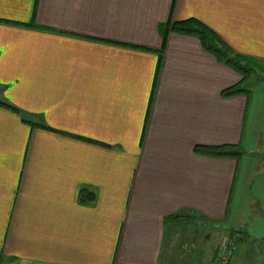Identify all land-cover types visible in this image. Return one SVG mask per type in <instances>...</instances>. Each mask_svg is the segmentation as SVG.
<instances>
[{"label": "crops", "instance_id": "1", "mask_svg": "<svg viewBox=\"0 0 264 264\" xmlns=\"http://www.w3.org/2000/svg\"><path fill=\"white\" fill-rule=\"evenodd\" d=\"M190 18L264 63V0H0V264H244L264 86L224 97L239 74L162 38Z\"/></svg>", "mask_w": 264, "mask_h": 264}, {"label": "trees", "instance_id": "2", "mask_svg": "<svg viewBox=\"0 0 264 264\" xmlns=\"http://www.w3.org/2000/svg\"><path fill=\"white\" fill-rule=\"evenodd\" d=\"M162 38L165 40L169 33H176L184 36L194 37L198 39L202 45V48L209 54H211L216 60L224 64L241 77V81L234 87L228 88L222 92L224 97H230L238 94H248V86L251 80L254 78L255 82H264V77L261 78L259 74H264V63L249 57L237 55L232 52L220 39L204 24L196 19L190 18L183 21H173L166 24L164 31L161 30ZM0 106L8 108L14 112H18L17 109L10 106L5 102L0 101ZM19 113V112H18ZM199 153L206 154L214 157H240L242 151L238 146H222V147H198L196 149ZM94 200L93 193L88 190H81L80 203L85 205H91ZM174 216L172 218H177ZM234 233L238 235L242 234L244 238L249 237L245 233V229L242 231L234 230ZM252 240V239H251Z\"/></svg>", "mask_w": 264, "mask_h": 264}, {"label": "water", "instance_id": "3", "mask_svg": "<svg viewBox=\"0 0 264 264\" xmlns=\"http://www.w3.org/2000/svg\"><path fill=\"white\" fill-rule=\"evenodd\" d=\"M262 161L263 172L253 179L249 189L250 196L259 206L261 216L245 229L246 235L255 241H264V153Z\"/></svg>", "mask_w": 264, "mask_h": 264}, {"label": "rangeland", "instance_id": "4", "mask_svg": "<svg viewBox=\"0 0 264 264\" xmlns=\"http://www.w3.org/2000/svg\"><path fill=\"white\" fill-rule=\"evenodd\" d=\"M258 75L263 78L264 74ZM254 82V78L251 80ZM260 85L264 86V82H261ZM248 213L246 209H244L243 213L239 217V221L235 223L234 225L224 224V229H228L227 231L232 232L231 227H241V225L244 223V217H247ZM228 226V227H227ZM239 231V230H238ZM242 237V240H238L239 244L242 246V252H243V263L244 264H264V241H255L251 240L250 238H244L242 234H240ZM239 236V237H240ZM245 240V241H244ZM234 241V240H233ZM240 247V248H241Z\"/></svg>", "mask_w": 264, "mask_h": 264}, {"label": "built area", "instance_id": "5", "mask_svg": "<svg viewBox=\"0 0 264 264\" xmlns=\"http://www.w3.org/2000/svg\"><path fill=\"white\" fill-rule=\"evenodd\" d=\"M220 264H226V260L225 259H222Z\"/></svg>", "mask_w": 264, "mask_h": 264}]
</instances>
